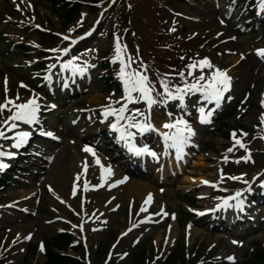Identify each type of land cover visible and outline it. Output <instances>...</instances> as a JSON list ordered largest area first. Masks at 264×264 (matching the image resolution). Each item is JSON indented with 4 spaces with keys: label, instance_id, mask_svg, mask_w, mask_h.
<instances>
[{
    "label": "rangeland",
    "instance_id": "obj_1",
    "mask_svg": "<svg viewBox=\"0 0 264 264\" xmlns=\"http://www.w3.org/2000/svg\"><path fill=\"white\" fill-rule=\"evenodd\" d=\"M75 1L81 4L80 10L64 12ZM242 1L116 0L109 6V0L94 5L82 0H0V104L6 99L18 104L27 98L36 99L39 121L44 123L40 131L53 129L59 138H32L26 164H15L19 171L9 178L5 191L0 190V260L4 264H23L28 246H36L35 252L29 250L31 264H43L41 246L63 229L72 233V246L77 242L84 245L80 252L90 264H103L121 234L124 236L108 264H161L173 250L172 264H229L228 257L234 258L235 264H243L252 253L264 251V57L257 55L264 50V6L261 0H253L256 16L248 21L247 11L236 7ZM99 15L102 24L98 33L80 45L66 63L68 68L58 71L53 82L54 87L61 86L58 95L44 93L48 83L42 76L45 71L38 72V67L48 68L50 62L42 60L41 49L63 45L55 33H38L6 19L21 16L25 24L41 23L53 32L76 36L88 30ZM10 33L21 34L24 39H8ZM117 39L124 61L127 63L129 57L132 61L126 71L146 75L155 89L152 96L157 100L153 105L157 124L170 132L163 127L168 110L174 116L171 118L185 120L196 132L189 142L193 158L179 171L168 168L173 148H168L159 164L118 157V148L107 130L110 122H99L104 107L117 108L118 99L125 96L119 77L121 65L116 60ZM12 40L15 42H8ZM36 58L40 63L32 64ZM204 59L213 69H204L206 80L200 83H206L211 72L219 69L228 72L232 87L217 112H205L212 113L207 124L200 123L198 116L202 93L186 94L183 107L178 100L165 104L166 97L158 95L163 93L162 80L173 90L196 82L201 72L197 67L189 76L188 65ZM105 60L112 66L110 72L103 67ZM70 64L86 71L78 74ZM107 76L118 85H107ZM138 103L143 106V101ZM10 115L8 111L0 115V128L4 129ZM233 132L244 148L235 144ZM154 138L160 152L161 140ZM11 146L0 144L4 153L0 161L6 165L0 170L13 166ZM85 146L102 155L100 165L110 168V175H102L94 156L83 151ZM84 172H88L89 182L83 199ZM187 177H204L216 187L191 184L185 181ZM132 182L142 184L148 197L151 195L148 203L131 198L128 189ZM237 192L242 193L238 201L243 205L234 212L228 206V217L232 218L228 220L222 212L223 202H233L230 198ZM198 209L215 211L199 218L192 212ZM146 213L161 215L153 224L141 226ZM132 225L136 230L126 233ZM170 226L176 234L173 242L167 241ZM192 228L195 234L189 233ZM255 262L264 264L259 259Z\"/></svg>",
    "mask_w": 264,
    "mask_h": 264
},
{
    "label": "snow or ice",
    "instance_id": "obj_2",
    "mask_svg": "<svg viewBox=\"0 0 264 264\" xmlns=\"http://www.w3.org/2000/svg\"><path fill=\"white\" fill-rule=\"evenodd\" d=\"M262 6H264V0H261ZM262 10H264V7H262ZM67 39V37H65ZM83 39V37L81 38ZM75 43V41H73ZM122 48L119 44V40L116 41V60H119L120 62V72L119 77L124 85V92L125 97L124 99L128 103H134V102H140L143 101L146 103L148 108V113L145 114L143 112H140L139 110H136L135 114L128 118L129 123L127 124L128 128L135 127L137 130L143 134L145 131L154 130L152 128L151 124V109L153 105L157 104V100L153 98L152 92L155 90L149 83L148 78L146 75H143L141 72L133 71L128 72L126 69H128L131 65V58H128L127 63L122 58ZM257 55L264 57V50H259L257 52ZM116 60L113 61V63L116 62ZM64 68H68L69 65L65 64L63 66ZM199 68L201 75L196 77V82L192 84L185 83V86L183 88L177 87L174 90L169 88V84L166 80H162L160 82V86L163 89V93H158V95H162L166 97V99L163 101V103H167L169 100H178L180 101V106L183 107L184 97L188 93H202L203 99L208 101L209 103L215 102L216 107H219L221 104V101L224 99V95L226 92L230 90L231 87V78L227 75L226 72H223L219 69H215L211 72L210 76L207 77L206 83H200L201 81H205L206 77L203 74L204 69H213V65L211 62L207 59H204L199 62H194L191 65H188L189 68V76H192L194 71ZM82 71V70H81ZM180 77L183 80L184 74L180 73ZM46 80L49 79V77H45ZM21 87H24V85H21ZM133 93H138L139 95L134 97ZM19 99V97H17ZM11 105V107H9ZM4 111H8L11 113L10 116L6 118L4 121V127L7 128V131L11 132L18 128L19 124H27V125H33L39 123V116L38 113L40 112V105L37 103L36 99H30L23 103H16L13 100L6 99V102L3 104H0V115L3 114ZM128 111L127 104H125L123 107H121L119 110L106 109L103 112V115L105 119H107L109 116H114L116 118V123H113L111 125V128L113 131H120V139L125 140L126 136L125 133L118 127L121 120L126 119L125 112ZM200 112V123H208L209 117L212 115L211 112H208L207 115H205L204 108H199ZM171 115V114H169ZM141 116L143 117L142 120L137 121L136 117ZM262 122H264V118H262ZM165 129H175V131L165 132L162 134L163 140L165 141V147L166 148H174L176 150L177 155L179 156L182 152L184 147L190 142L191 137L195 135L194 131L188 125V123L183 119H178L174 123H165L163 125ZM41 135H48L51 136V133H43L41 132ZM128 136H131V133L128 134ZM30 137V133L27 131L19 132L17 133L16 137H12V139L15 140L14 147H21ZM6 132L3 130V128H0V139H7ZM232 138L235 141L236 145H239V147L244 148L245 146L240 142V140L237 139V134L235 132L232 133ZM170 141V143H169ZM135 151V149H133ZM84 152L90 153L95 157V152L92 148L85 146L83 149ZM229 151H232V149H229ZM139 154V153H138ZM152 155H155V153H151ZM4 153L0 152V156H3ZM95 163L97 165H100L99 159L95 160ZM6 165L0 163V168H4ZM102 168V175L103 172H107L109 175L111 174V170L104 169L103 165H100ZM87 170V165H85V171ZM79 179V177H77ZM240 179V178H235ZM123 183L124 181H120ZM202 183L208 184V181H203ZM212 187H216V185H211ZM264 186V185H262ZM242 193L237 192L235 194V197H232L231 199H236L240 197ZM151 200V195L147 198L145 203H148V201ZM225 207L231 206L229 205V201L225 200L223 202ZM243 202L238 201L237 207L242 208ZM141 211H145L144 208L141 209ZM198 215H203V213H198ZM30 239V237H29ZM41 251H43V246H41ZM229 260H232L231 257H229Z\"/></svg>",
    "mask_w": 264,
    "mask_h": 264
},
{
    "label": "bare ground",
    "instance_id": "obj_3",
    "mask_svg": "<svg viewBox=\"0 0 264 264\" xmlns=\"http://www.w3.org/2000/svg\"><path fill=\"white\" fill-rule=\"evenodd\" d=\"M232 55H235L236 54V52H234V51H231L230 52ZM221 71H223V70H221ZM225 71V70H224ZM226 73H227V75H228V72L226 71ZM229 76V75H228ZM94 97H97L96 95H94ZM27 100V99H26ZM25 100V101H26ZM205 107V103L202 105V108H204ZM171 116V115H170ZM112 118H113V116H112ZM159 129H160V131L163 133V131H162V129L159 127ZM52 135L51 136H48V137H56L55 136V133H51ZM191 145V144H190ZM189 144H187L184 148V150H183V152L178 156L177 155V153H176V150L173 148V156L172 157H168V168L169 169H171V168H175V170H177V171H179V170H181L183 167H184V165L187 163V162H189L192 158H193V155L191 154V152L189 151V148L191 147ZM61 155H64V153H61L60 154V156ZM100 158V156L97 154V155H95V157H93V159L94 160H96V159H99ZM106 163V162H105ZM105 163H104V165H105ZM97 165V164H96ZM87 170H88V172H89V167H87ZM158 172H160V170H158ZM159 174V173H158ZM77 175H75V177H76ZM160 178V174L158 175V179ZM120 181H122V180H120ZM123 181H124V179H123ZM185 181H188V182H190L191 184H198V185H201V186H204V183H202L203 181H208L209 183H212V181L211 180H206L204 177H202V178H200V179H196V178H193V177H187V178H185ZM111 182L113 183L114 181L113 180H111ZM115 183V182H114ZM208 183V184H209ZM143 185L142 184H140V183H138V182H132V184H130V186H129V189H128V192H129V195L131 196V198H135V197H137V199H138V201L140 202V203H142V204H144L145 203V200L147 199V197H148V195H147V191L145 192L143 189ZM238 199L239 198H237V199H235V201H233V202H231L229 205H231L230 207H232L233 208V212L236 210V208H237V203H238ZM204 210V209H203ZM203 210H201V209H198V211H200V212H202ZM203 212H206V211H203ZM202 212V213H203ZM223 213H224V215H226L227 217H228V215L231 213V209L229 208V207H224L223 208V211H222ZM147 214H149V213H146V214H144L143 216H146ZM230 219H232L231 217H228V220H230ZM227 220V221H228ZM172 226H170L169 227V229H168V235H167V241H174L175 239V236H176V234H175V230H174V228H173V233H171L172 232ZM189 233H192V234H195L196 233V229H194V228H192V230H190V232ZM171 243H167V246H169Z\"/></svg>",
    "mask_w": 264,
    "mask_h": 264
},
{
    "label": "trees",
    "instance_id": "obj_4",
    "mask_svg": "<svg viewBox=\"0 0 264 264\" xmlns=\"http://www.w3.org/2000/svg\"><path fill=\"white\" fill-rule=\"evenodd\" d=\"M91 2H97L99 0H87ZM80 7L79 3H74L73 8L71 10H74L76 8ZM71 236L68 234H58L55 237L51 238V240L46 241L45 245V255L46 260L44 264H86L83 259H78L76 257H70L67 254L63 253L61 254L60 251H65L67 245L70 243ZM175 257L174 253L169 258L170 261H168L165 264H171L172 259ZM256 259H259L264 263V253L261 252H255L252 254L250 259H247L243 264H257L255 262ZM24 264H30L28 261H25Z\"/></svg>",
    "mask_w": 264,
    "mask_h": 264
}]
</instances>
